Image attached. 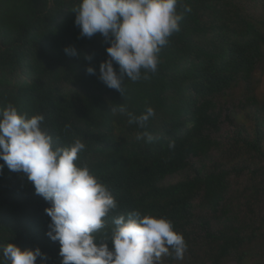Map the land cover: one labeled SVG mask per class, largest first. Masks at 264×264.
Here are the masks:
<instances>
[{
	"label": "trees",
	"instance_id": "obj_1",
	"mask_svg": "<svg viewBox=\"0 0 264 264\" xmlns=\"http://www.w3.org/2000/svg\"><path fill=\"white\" fill-rule=\"evenodd\" d=\"M182 2L191 11L158 54L157 71L137 82L125 75L122 95L98 78L111 45L100 34L80 36L73 12L80 0H0V108L44 115L54 148L85 143L76 163L87 164L117 201L98 241L111 235L114 217L139 210L170 220L185 238L184 259L165 256L162 264H264V94L256 78L264 0ZM68 46L78 55H67ZM242 87L221 134L223 106ZM120 105L136 115L155 110L147 125L153 142L137 140L142 130L111 111ZM48 207L26 176L4 166L0 264H8L9 243L39 248L46 259L37 264H61V245L47 235Z\"/></svg>",
	"mask_w": 264,
	"mask_h": 264
},
{
	"label": "clouds",
	"instance_id": "obj_2",
	"mask_svg": "<svg viewBox=\"0 0 264 264\" xmlns=\"http://www.w3.org/2000/svg\"><path fill=\"white\" fill-rule=\"evenodd\" d=\"M178 5L183 12L178 13ZM190 11L182 0H80L73 10L81 37L100 34L110 43L106 49L109 58L101 62L98 78L122 95L125 75L137 82L150 79L149 74L157 71L158 54L169 37L180 31L184 13ZM64 51L69 56L78 55L74 46ZM114 63L119 65V74ZM86 71L96 74L93 66ZM111 111L126 115L129 125L142 130L137 140L151 143L156 139L147 130L155 116L152 107L139 115L123 105ZM44 121V115L28 118L13 104L0 108V160L4 162L0 174L6 165L26 176L36 194L51 203L45 209L51 218L47 235L61 245V264H162L165 256L184 259L188 246L172 222L139 210L127 217H114L111 235L98 241L95 233L105 227L104 218L117 208V201L87 164L76 163L85 143L77 138L67 147L54 148L52 136L42 128ZM175 146V141H170L169 148ZM38 257L46 259L39 248L22 249L9 243L3 249L8 264H37Z\"/></svg>",
	"mask_w": 264,
	"mask_h": 264
},
{
	"label": "rangeland",
	"instance_id": "obj_3",
	"mask_svg": "<svg viewBox=\"0 0 264 264\" xmlns=\"http://www.w3.org/2000/svg\"><path fill=\"white\" fill-rule=\"evenodd\" d=\"M257 78V84H258V89L260 93L264 94V64L263 66L259 69L258 73L256 74ZM242 89V90H241ZM241 89L236 90L232 94V98L228 101L225 102V105L223 106V125L221 129V134L224 133L225 130L230 129L228 121L225 119V116H228L229 111L237 112V107L239 105V101L242 97V92H243V87ZM219 155V153H216V157Z\"/></svg>",
	"mask_w": 264,
	"mask_h": 264
}]
</instances>
